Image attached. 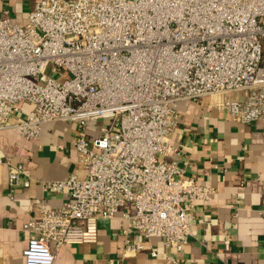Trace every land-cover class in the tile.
Segmentation results:
<instances>
[{"label": "built area", "instance_id": "1", "mask_svg": "<svg viewBox=\"0 0 264 264\" xmlns=\"http://www.w3.org/2000/svg\"><path fill=\"white\" fill-rule=\"evenodd\" d=\"M23 1L24 24L0 16V130L39 139L49 122H100L92 142L74 141L86 175L43 182L68 197L25 223V264H54L52 243H96L122 209L126 253L145 247L131 239L140 232L174 247L177 264L194 203L214 190L160 158L181 119L174 103L210 97L239 122L264 121V0ZM3 165L11 197L31 184L22 163Z\"/></svg>", "mask_w": 264, "mask_h": 264}, {"label": "crops", "instance_id": "2", "mask_svg": "<svg viewBox=\"0 0 264 264\" xmlns=\"http://www.w3.org/2000/svg\"><path fill=\"white\" fill-rule=\"evenodd\" d=\"M5 8L16 22L25 23L23 0H0V16ZM174 107L181 119L160 158L177 161L186 176L214 190L210 200L195 201L193 234L177 255V264H264V121L239 122L210 97L177 101ZM22 109L19 116L30 111L26 105ZM99 127L96 120L84 127L54 121L43 125L39 139H27L13 129L0 130V158L22 163L31 177V184L21 185L11 197L8 169L0 166V264H25L23 252L32 235L25 223L44 207H58L68 197L66 191H45L43 182L73 173L84 177L74 141L84 136L92 142ZM125 210L100 221L96 243L59 249L52 243L54 264H172L166 257L176 255L175 248L166 247L160 238L146 240L140 232L131 239L145 247L126 253Z\"/></svg>", "mask_w": 264, "mask_h": 264}, {"label": "rangeland", "instance_id": "3", "mask_svg": "<svg viewBox=\"0 0 264 264\" xmlns=\"http://www.w3.org/2000/svg\"><path fill=\"white\" fill-rule=\"evenodd\" d=\"M30 7H31L30 2H28V1L26 2V1H25V8H26V9H27V8L30 9ZM62 71L66 73L65 70H62ZM53 76L56 77V76H57V73H53Z\"/></svg>", "mask_w": 264, "mask_h": 264}]
</instances>
